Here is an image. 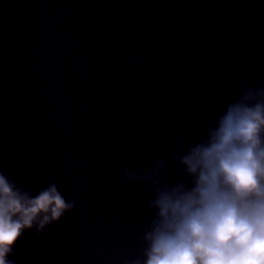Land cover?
Returning a JSON list of instances; mask_svg holds the SVG:
<instances>
[{
    "label": "water",
    "instance_id": "obj_1",
    "mask_svg": "<svg viewBox=\"0 0 264 264\" xmlns=\"http://www.w3.org/2000/svg\"><path fill=\"white\" fill-rule=\"evenodd\" d=\"M244 88L264 89V0H0V171L75 202L8 259L131 260L152 193L124 171L187 182L172 154Z\"/></svg>",
    "mask_w": 264,
    "mask_h": 264
},
{
    "label": "clouds",
    "instance_id": "obj_2",
    "mask_svg": "<svg viewBox=\"0 0 264 264\" xmlns=\"http://www.w3.org/2000/svg\"><path fill=\"white\" fill-rule=\"evenodd\" d=\"M177 160L187 182L170 183L162 162L144 176L124 171L152 193L124 264H264V89L244 88ZM74 204L56 182L33 195L0 171V264H14L8 256L25 230L42 234Z\"/></svg>",
    "mask_w": 264,
    "mask_h": 264
}]
</instances>
